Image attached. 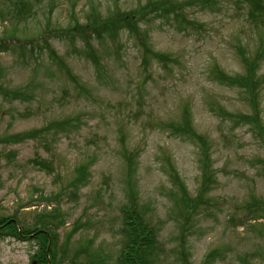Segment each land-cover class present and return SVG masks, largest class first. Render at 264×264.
<instances>
[{
	"label": "rangeland",
	"instance_id": "1",
	"mask_svg": "<svg viewBox=\"0 0 264 264\" xmlns=\"http://www.w3.org/2000/svg\"><path fill=\"white\" fill-rule=\"evenodd\" d=\"M13 1L0 0V37L46 42L0 50V83L17 91H0V264H37L44 247L52 264L109 263L135 205L162 246L155 264H264V217L240 212L264 208V23L249 0H29L19 24ZM91 8L100 36L64 35ZM255 58L254 96L224 76Z\"/></svg>",
	"mask_w": 264,
	"mask_h": 264
},
{
	"label": "trees",
	"instance_id": "2",
	"mask_svg": "<svg viewBox=\"0 0 264 264\" xmlns=\"http://www.w3.org/2000/svg\"><path fill=\"white\" fill-rule=\"evenodd\" d=\"M11 1V0H10ZM206 3L209 4H204L203 7H212V3L216 4L215 1L213 0H202ZM261 1L263 0H249V3L251 4V8L247 9V12H245L246 14V18L248 17L249 19L251 18H258L260 20V22L263 24V18H264V9L263 10H259L256 8H259L261 5ZM164 1H160V2H156L152 4V8H154L156 11H160V10H173L171 13H174L175 15H178L179 11H175L174 9H176L174 7V5L171 4H167V7H165L163 5ZM237 4L240 2H236ZM11 5L12 8H16L17 10H19V13L22 17H19L17 19L15 18H11L12 20H16V24H19V20L25 18V17H29L32 18V16H30L29 14H27L26 16L24 15V11L25 12H30L31 8H32V2H29V0H14L13 2L9 3ZM148 8V7H147ZM146 7H138L137 9H132V11L129 13L131 15V19H136L137 17H139L140 20H142L141 22L144 23L146 25V16L144 14V9H147ZM95 9L91 8V10H89L88 13H86L84 15V20L86 19V27L84 28V30L81 28V30L79 31V27H78V20L71 15V17L69 16L70 19V23L67 25L68 28L66 29V34L64 33V35H67L68 38H74V39H81L83 38L85 40V38L88 40L90 36L87 35L86 31H90L92 36L93 35H99L98 29L95 27V23L94 21H89L90 18H92L93 13H94ZM180 16V15H179ZM0 17H1V12H0ZM3 19V18H2ZM113 20H116V18H114ZM112 20L108 19L106 21H102V23H106V24H110ZM76 23V26L74 27V24ZM97 24V23H96ZM133 27L134 25L128 23V25H126V23L124 24L123 29L126 31H131L132 34H134L133 31ZM145 31V29H144ZM143 31V33H144ZM45 32L43 30L42 33L38 34L36 38H29L26 39L28 40L27 42H25L24 39H18L17 38V31L13 30L11 32L10 36L1 38L0 37V50H10L13 47H17V48H23V46L25 44H30L32 47L34 46H39V43L43 42L45 43ZM82 33L77 35V33ZM104 32L107 33H111V29L107 28L104 29ZM136 33H138V31H135ZM5 33V30H4ZM57 40L60 39H64L62 35H58L57 33L55 34L53 32V35ZM111 34L108 35V37H110ZM39 38V39H37ZM114 39V38H113ZM143 39L145 41V37L143 35ZM37 40V41H36ZM136 41L138 42V44L143 48V45H146V43L142 40L141 35L136 37ZM145 53L147 52V50H144ZM51 53V56L53 54V51H49ZM150 52V50H149ZM242 64L244 67V73L243 74H239V75H235L233 77L229 76H224V80H226L228 83H230L231 85H234V83L239 82L238 87L245 89V90H250V86H255V84H259V80L260 78H257V70L258 66H257V60L256 58L254 59L253 62H249L247 60H242ZM221 84L225 85L224 83L220 82ZM2 87H4L2 85V83H0V91L9 93L11 95H15L17 91H10L9 89H7L6 87H4L3 90ZM233 87V86H232ZM251 95H254V93L250 90L249 92ZM255 96V95H254ZM253 96V97H254ZM258 114L257 111L254 113V116L251 118H248L246 120V122H250V124L253 122L257 123L258 122ZM264 132L262 131V135L259 133L260 136H263ZM264 137V136H263ZM133 153L129 154V155H125L124 156V160L127 163H132V157L134 159V154L132 156ZM203 163V167H202V186L200 187V190H203V185L205 183V180H209L211 181L209 178H207V169H206V165ZM183 192V190H182ZM254 203V202H253ZM249 204V203H244L240 208V212L244 213V215H252L256 212H259V214L257 215L259 218H263L264 217V208L262 207L261 203H259L258 201H255V203L253 204ZM259 206V208H258ZM257 209H260L259 211ZM131 210H133V213L135 215V223L134 226L135 228H133V226L129 225L130 227L125 228L123 227V229L121 230L120 236L122 237V241L120 242V246L119 249L116 253V255L114 257H107L109 259H111V261L109 263L106 264H155L156 260L155 258L158 257L159 252L161 251V244L158 241L157 235L152 227V225L149 223H145V221L143 220L140 211L138 210L137 205L132 206ZM235 218V217H234ZM37 224H40L37 223ZM1 225V223H0ZM2 225H6V229H10V230H14L15 228V222L14 221H10L7 220V222H5ZM48 225L46 222H44L43 226ZM40 229H34V231H38L39 232ZM31 232V231H30ZM42 234V233H40ZM42 236L41 238L43 239L42 242H44V238H46V234H42L40 235ZM48 244V241L45 240V245ZM42 246V245H41ZM44 246V245H43ZM48 247H44V249L42 250L41 248V252H38L36 254V263L37 264H52V262H49L48 257L50 258H55V254H54V250L51 247L50 249ZM215 252L212 250L211 252H209L207 255H205L204 259L205 261H209L211 258L214 257ZM244 264H252V262H245L243 261ZM206 263V262H205ZM83 264H95V262L90 261V259L85 260V262H83ZM255 264H258L257 262H255Z\"/></svg>",
	"mask_w": 264,
	"mask_h": 264
}]
</instances>
